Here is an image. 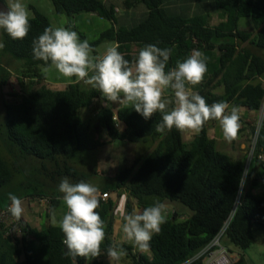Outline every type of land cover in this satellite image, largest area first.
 <instances>
[{
    "label": "trees",
    "instance_id": "1",
    "mask_svg": "<svg viewBox=\"0 0 264 264\" xmlns=\"http://www.w3.org/2000/svg\"><path fill=\"white\" fill-rule=\"evenodd\" d=\"M51 1L60 15L73 18L88 13L110 21L108 30L89 41L95 55L101 43L112 41L125 59L132 61L141 48L155 44L172 49L167 71L186 59L192 49H198L208 58V71L200 84L188 87L208 104L227 101L239 111L261 110L264 114V56L257 53L264 49V0H202L200 3L211 5L213 15L217 14V25H211V13L186 17L170 12L165 0ZM122 10L134 12L130 25L120 23ZM34 12L24 39L14 40L0 29V43L4 44L0 48L1 90L15 100L12 105L4 104L9 154H0V189L10 187L12 182L27 188L28 181L34 179L38 189L20 198L49 203L39 228L22 216L17 220L19 233L13 237L7 235L8 224L0 217V264H106L109 245L125 249L132 264H204L201 254L215 239H219L232 264H245L244 252L264 241V115L260 125L245 126L255 135L247 141L250 158L241 154L236 157L223 152L219 138L210 135L216 120H209L187 139L185 132L175 128L158 132L156 126L162 120L159 112L146 120L130 105H111L97 89L75 77L66 84H50L38 68H50L51 62L33 58V41L53 24L43 13ZM245 20L250 22L247 29ZM68 28L77 31L71 24ZM77 33L82 41L87 39ZM9 56L24 60L19 69L20 92L5 91L12 74L4 70L1 60ZM166 98L174 100L169 93ZM171 107L174 103L169 110ZM85 109H89L87 119L82 116ZM243 132L240 126L237 138L231 141L234 151L240 150ZM125 142H150L153 150L121 169L114 185L99 189L97 211L106 232L103 254L91 261L83 257L73 260L66 254L64 234L56 224L67 212L58 185L66 176L78 183L106 175L103 170L85 171L75 155L113 150ZM32 158L40 161L44 176ZM23 176L28 181L21 180ZM113 193L119 198L126 196L125 215L133 209L142 211L157 200L183 204L190 215L183 221L166 219L146 252H137L133 243L120 244L115 239L118 220L116 202L110 196ZM10 204L8 200L0 206V214L10 213Z\"/></svg>",
    "mask_w": 264,
    "mask_h": 264
},
{
    "label": "clouds",
    "instance_id": "2",
    "mask_svg": "<svg viewBox=\"0 0 264 264\" xmlns=\"http://www.w3.org/2000/svg\"><path fill=\"white\" fill-rule=\"evenodd\" d=\"M5 3L7 10L0 9V29L12 39L22 40L31 27L28 9L22 0H6ZM3 47L0 43V48ZM93 51L87 39L82 41L76 31L66 27L49 26L33 41L34 59L45 64L50 61L61 75L91 85L108 102L130 105L146 120L159 112L162 120L156 126L158 132L173 128L198 132L206 122L216 120L227 141L237 138L241 126L238 107L230 106L227 101L208 104L203 96L187 86L200 84L208 71V58L202 51L192 49L186 59L177 61L176 66L167 71L171 48L149 44L141 48L132 61L125 59L116 46L109 47L102 57L93 56ZM165 93L172 95L174 100L166 98ZM173 103L174 107L169 110ZM58 190L67 208L59 221L66 254L73 260L98 258L103 254L101 245L106 238L105 222L97 211L99 188L83 180L73 183L66 176L61 179ZM8 199L11 201L8 211L20 220L24 212L21 198L8 193ZM52 215L55 223L54 210ZM166 219V205L159 200L142 211L133 209L124 216V237L139 250H147L153 235L161 232ZM106 255L110 264H119L127 252L109 245Z\"/></svg>",
    "mask_w": 264,
    "mask_h": 264
},
{
    "label": "rangeland",
    "instance_id": "3",
    "mask_svg": "<svg viewBox=\"0 0 264 264\" xmlns=\"http://www.w3.org/2000/svg\"><path fill=\"white\" fill-rule=\"evenodd\" d=\"M209 1V0H208ZM213 1V0H212ZM26 8L29 12V18H32L35 16V10L43 13L46 15L50 21L52 22L54 27H66L71 24L72 26L76 27V32H79L83 34L88 41H93L97 39L101 33L105 32L111 27L110 21L101 18L97 15H92L88 13H81L77 15L76 17H68L66 15H60L56 12L55 6L51 0H22ZM202 0H187V1H175V0H165V7L169 9L170 12L179 13L181 15H184L186 17H194L196 15H206L207 13H211L213 19L212 23L216 22V24L219 22V18L217 17V14L213 15V9H211V5L207 6L204 3H200ZM125 11L122 10L120 16L124 15ZM246 21V20H245ZM70 29V28H69ZM71 30V29H70ZM112 41H105L101 43L96 48V55L103 56L106 52V50L109 47L113 46ZM262 56H264V49H261ZM93 56H96L94 52L92 53ZM2 67L4 70L8 73H11V80L8 84V87L5 91L10 92H20L21 85L19 84V77L22 76L21 70H19L23 64L24 60L19 58H14L12 56L5 57L3 60H1ZM40 73H43L48 83L56 85V84H66L67 82L71 81V78H66L63 75H61L54 66H51L50 68H45L43 66H39ZM0 70H2L0 68ZM60 87H63L60 86ZM1 75H0V154L4 156L8 151L6 150L5 144L7 141L6 138V109L4 104L12 105L14 104L15 100L12 96L4 95V93L1 90ZM167 93H165L166 96ZM111 105L118 106L117 103H111ZM91 110V108H90ZM89 109H85L82 113V116L86 118L85 113H88ZM243 112V111H242ZM263 112L260 110L256 114V117L252 120L253 125H260L261 119H262ZM264 115V114H263ZM217 127V128H216ZM214 129L212 128L210 130V135L212 137H218L221 141L220 148L223 152L227 153L231 156L240 157V154L243 156H246L250 158L251 154L248 150V140L254 139L255 135L252 133V130L250 128L247 129V127H244L243 135L239 138L240 150L234 151L232 147V142L227 141L224 136L221 129L220 124L218 123ZM250 127V126H249ZM197 132L196 131H185V136L187 139H191ZM186 140V139H185ZM187 141V140H186ZM151 142V141H150ZM144 143V142H136L130 143L125 142L122 145L119 143L117 145L116 149H110L105 148L104 152H100V150H93V151H82L78 152L74 159L75 161L80 162L78 166L83 168L87 172H92L94 170H103L106 171V175L104 176H93L89 178L88 183H91L93 185H96L99 189H103L107 186H112L116 183L115 175L118 174V172L123 169L124 167L131 165L135 160L146 157V152L149 151V148L151 147V143ZM149 153V152H148ZM34 161V164L37 165L38 171L42 173L43 170L41 167L40 161L37 159L32 158ZM28 167H26L27 169ZM37 171V172H38ZM38 172V173H39ZM26 174V172H24ZM39 173V174H40ZM23 175V174H22ZM20 175V176H22ZM32 176V175H31ZM44 176V175H43ZM18 180H20V177H18ZM21 180L28 181L26 176L21 177ZM29 186L27 188H21L17 185V183L12 182L10 187V191L8 188L6 189H0V206L6 203L8 201V193H14L18 197H21L25 195V193H34L38 187L35 183L34 179H30ZM7 192H6V191ZM9 191V192H8ZM264 193V190L262 188L261 190ZM111 198L116 202V215H117V228H116V234L115 239L118 243L122 244L124 242L132 243L125 239L122 227L124 223V216H125V203H126V196L123 195L122 197H118L116 193H113L110 195ZM101 197V196H100ZM166 210H167V219L172 218L174 219L177 217L178 221H183L184 219L188 218L190 215V210L180 203H170L165 202ZM175 210L178 211V216L175 215ZM38 219L33 222V224L36 226ZM56 224H59V222H56ZM137 252H142L138 248L135 249ZM146 252V250H144ZM246 255V263L245 264H264V241L260 243H256L251 246L248 250L244 252ZM234 259L237 260V256L234 254ZM110 264L109 260L107 262ZM119 264H132L129 259H127L126 256H124Z\"/></svg>",
    "mask_w": 264,
    "mask_h": 264
},
{
    "label": "crops",
    "instance_id": "4",
    "mask_svg": "<svg viewBox=\"0 0 264 264\" xmlns=\"http://www.w3.org/2000/svg\"><path fill=\"white\" fill-rule=\"evenodd\" d=\"M129 15H131V19L129 18ZM134 16V12H125L124 15L120 16V23L124 24V25H130L132 22ZM213 19V18H212ZM212 19H211V25H217L219 24V22L216 24V22L212 23ZM244 23V27L247 29L250 25L249 20L247 21H243ZM254 50H257L256 48H253ZM262 50L259 49L257 50V53L262 55ZM21 77V76H20ZM19 77V78H20ZM243 111V112H242ZM257 112L255 111H248L246 109H240L239 111V115L242 119V127H245L248 125V123H252V120L256 117ZM219 122L217 121V124ZM217 128V127H216ZM217 137V136H216ZM121 145L123 143H120ZM135 144V143H134ZM115 146V145H114ZM113 146V147H114ZM153 150V146L151 145V147L149 148V151H145L146 155H148L151 151ZM149 152V153H148ZM30 198H21L22 200V206L24 209V212L22 214L23 218H25L27 221L30 222L32 227H40V220H41V216L43 214L44 209H46V200H37L34 199V201L29 200ZM138 210V209H136ZM139 211V210H138ZM36 219H38L36 226L33 224L34 221H36ZM109 259H105L106 264H108Z\"/></svg>",
    "mask_w": 264,
    "mask_h": 264
},
{
    "label": "built area",
    "instance_id": "5",
    "mask_svg": "<svg viewBox=\"0 0 264 264\" xmlns=\"http://www.w3.org/2000/svg\"><path fill=\"white\" fill-rule=\"evenodd\" d=\"M116 126L119 127L120 124L117 123ZM45 203H49V201H46ZM8 214L2 213L0 214V217L1 219H5L6 220L5 222H7L8 224L9 229H8L7 235L13 237L17 235V232H19V226H18L17 220L14 217L9 216ZM214 246L218 248L215 250L209 251V249H211ZM201 255L204 256L205 258L204 264H232L233 263V260L230 258L227 251L224 249V247L220 245L219 239H215L212 242V244L202 252Z\"/></svg>",
    "mask_w": 264,
    "mask_h": 264
},
{
    "label": "water",
    "instance_id": "6",
    "mask_svg": "<svg viewBox=\"0 0 264 264\" xmlns=\"http://www.w3.org/2000/svg\"><path fill=\"white\" fill-rule=\"evenodd\" d=\"M0 9L2 10H7V6H6V3L3 2L2 0H0ZM66 251H67V247H66Z\"/></svg>",
    "mask_w": 264,
    "mask_h": 264
}]
</instances>
